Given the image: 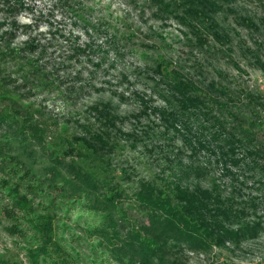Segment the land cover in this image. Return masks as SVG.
Masks as SVG:
<instances>
[{"label": "rangeland", "instance_id": "rangeland-1", "mask_svg": "<svg viewBox=\"0 0 264 264\" xmlns=\"http://www.w3.org/2000/svg\"><path fill=\"white\" fill-rule=\"evenodd\" d=\"M189 2L192 18L183 13ZM208 3L215 7L206 15ZM164 64L201 89L222 90V132L237 136L225 168L215 152L191 153L178 133L165 132L162 111L180 113L182 123L187 112L167 90ZM102 109L113 119L100 120ZM102 132L115 145L106 184L121 189L117 206L131 221L142 220L137 182L171 181L193 166L203 174L185 184L230 202L235 229L259 224L257 237L205 252L168 246L166 264H264V160L256 153L264 145V0H0V264H51L34 255L47 208L68 264H118L86 200L63 195L59 180L57 190L45 189L51 166L69 176L66 165L78 161L97 173L79 139Z\"/></svg>", "mask_w": 264, "mask_h": 264}, {"label": "trees", "instance_id": "trees-1", "mask_svg": "<svg viewBox=\"0 0 264 264\" xmlns=\"http://www.w3.org/2000/svg\"><path fill=\"white\" fill-rule=\"evenodd\" d=\"M189 5L187 8L191 10L186 8L183 13L192 18L196 12L194 4L189 2ZM208 6L206 15H209L208 11H214L215 7L211 9L212 4L209 3ZM243 21L250 25L249 19L243 18ZM211 35H214L215 39L218 37L216 33ZM165 65L160 68L164 71L162 78L167 85L170 84L167 90L174 91L176 95L174 104L187 112V121L182 123V120L176 119V116H183L180 113L177 115L162 111L160 118L166 127L165 132L171 130L178 133L191 153L215 152L216 163L225 168L227 161L231 162L229 153H234L237 136L225 135L222 132L224 123L222 113L225 108L219 99L222 90L212 83L201 89L189 78H185L174 68L168 69ZM111 119L113 116H110L106 109L100 110V120L107 122ZM177 126L183 130L182 133ZM33 136L37 139L41 137L37 131H34ZM88 136L79 139L83 144L81 148L83 152L93 154L97 158L99 171L97 173L87 171L78 161H72L66 165L70 175L64 176L57 167L51 166L46 169L45 178L49 183L45 189L57 190L56 182L59 180L61 183L58 189L63 195L72 194V199L77 201L86 200V207L99 215L102 221V225L100 224L94 232L100 241L106 243L107 249L116 251L113 258L118 264H166L168 246L178 249L185 245L191 251L205 252L212 247H222L225 243L257 237L259 224H242L235 229L239 225L238 210H235L230 202H224L226 200L214 189H205L199 184L193 186L185 184L192 177L198 178L203 174L199 168L193 166L180 169L177 175L171 176V181L137 182L133 200L142 220L131 221L126 211L117 206L122 195L121 189L117 185L106 184L109 175L107 163L115 146L110 140L114 138L105 132ZM80 141H74V146H78ZM76 151L81 158L87 155L80 149ZM256 153H260L261 159L264 160V145H261ZM35 179V187L42 189L40 179L38 177ZM17 197L21 207L31 209L25 197ZM47 210L43 218L45 222L39 226L36 233L37 237L40 235L42 238V248L35 250L34 255H37V258L41 256L43 260L49 259L51 264H68L66 254L54 237L52 211ZM115 213L127 220V222L121 220L127 224L126 226H119L121 221L118 223Z\"/></svg>", "mask_w": 264, "mask_h": 264}]
</instances>
